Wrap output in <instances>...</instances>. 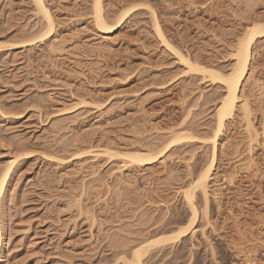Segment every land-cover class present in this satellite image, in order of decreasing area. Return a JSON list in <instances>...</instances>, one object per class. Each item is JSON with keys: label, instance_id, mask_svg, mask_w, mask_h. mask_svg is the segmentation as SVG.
I'll return each mask as SVG.
<instances>
[{"label": "rangeland", "instance_id": "obj_1", "mask_svg": "<svg viewBox=\"0 0 264 264\" xmlns=\"http://www.w3.org/2000/svg\"><path fill=\"white\" fill-rule=\"evenodd\" d=\"M44 1L54 29L41 41L33 1L0 0V173L14 161L0 264H127L135 248L188 225L182 192L210 158L224 94L162 46L152 13L175 50L226 76L247 26L264 22V0H101L108 24L140 5L106 36L93 0ZM239 95L248 119L237 104L225 122L207 215L196 192L191 233L144 264H264V37ZM170 132L197 141L143 168L122 157L155 155Z\"/></svg>", "mask_w": 264, "mask_h": 264}, {"label": "bare ground", "instance_id": "obj_2", "mask_svg": "<svg viewBox=\"0 0 264 264\" xmlns=\"http://www.w3.org/2000/svg\"><path fill=\"white\" fill-rule=\"evenodd\" d=\"M34 6L37 8L38 12L41 14L44 24L46 26L45 33L40 37V40L43 41L51 35V32L54 29V20L51 16L44 0H32ZM101 0H93L92 4V14L93 21L97 31L103 35H109L116 29L120 28L121 25L125 22L128 16L134 11L135 8L140 5L131 6L127 11H124L113 24H108V21L104 17L103 8L101 5ZM154 31L156 37L159 39L162 46L171 52L175 59L186 69L189 73L198 74L201 79L207 80L209 83L215 85L219 84L224 88V94L218 105L216 114H215V130L212 137L210 138L211 154L210 158L198 175L197 179L192 181L187 190H184L183 198L188 206V211L190 219L188 225L184 228H180L174 233L168 235H162L151 239L148 242L143 243L138 248H135L131 257L128 260L127 264H144L143 258L151 249H159L165 247L167 244H175L184 239L188 234L191 233V228L195 225L198 220V213L194 205L195 193L199 192L203 204H204V216L207 215V208L209 205L208 198L209 192L207 187V182L210 179L211 171L215 167L217 161V141L220 138V135L223 132L225 127V122L231 118L233 112L236 109L237 104L240 105V110L243 114V117L247 120L249 113V107L247 102L240 97L241 87L248 76L250 61L252 56V48L256 43L257 39L264 37V22H252L250 26L244 31L243 36L237 41L234 52L232 54V59L234 61L233 68L228 75H223L220 72L206 68L198 63H194L190 60L189 56L183 55L182 53L175 50L172 45L164 37L161 28L156 20L154 13H152ZM33 41L25 42L22 44H13L14 47H28L32 46ZM205 80V81H206ZM248 123V122H247ZM249 126V124H248ZM171 139L167 142L158 153L151 155L149 153L143 152H131L122 154V157L128 161L130 166H137L138 168H143L145 166L152 165L162 155L168 150L182 145L183 143H193L197 141L194 137L189 134L179 133L174 134L170 132ZM263 141H264V124H263ZM160 147V146H159ZM157 150V149H156ZM150 152V150H149ZM104 155H109L107 152H103ZM96 155H99L97 153ZM113 156V155H112ZM111 157V156H110ZM14 161H11L6 169L0 173V199L4 192L7 179L9 178L10 169ZM3 247V238L0 234V252Z\"/></svg>", "mask_w": 264, "mask_h": 264}]
</instances>
